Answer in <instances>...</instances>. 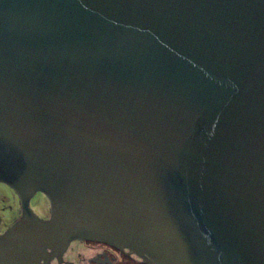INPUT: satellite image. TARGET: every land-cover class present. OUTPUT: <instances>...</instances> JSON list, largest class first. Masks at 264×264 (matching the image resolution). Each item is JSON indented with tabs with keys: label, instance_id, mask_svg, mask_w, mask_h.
<instances>
[{
	"label": "water",
	"instance_id": "obj_1",
	"mask_svg": "<svg viewBox=\"0 0 264 264\" xmlns=\"http://www.w3.org/2000/svg\"><path fill=\"white\" fill-rule=\"evenodd\" d=\"M0 183V264H264V0H0Z\"/></svg>",
	"mask_w": 264,
	"mask_h": 264
},
{
	"label": "flooded vegetation",
	"instance_id": "obj_2",
	"mask_svg": "<svg viewBox=\"0 0 264 264\" xmlns=\"http://www.w3.org/2000/svg\"><path fill=\"white\" fill-rule=\"evenodd\" d=\"M2 184V183H1ZM3 185V184H2ZM8 187V186H7ZM8 195L0 205V235L5 233L22 216V204L18 195L8 187ZM29 207L42 218L49 216L50 205L40 193L35 194ZM50 264H144L142 260L127 249H117L110 245L74 240L59 258H53Z\"/></svg>",
	"mask_w": 264,
	"mask_h": 264
},
{
	"label": "rangeland",
	"instance_id": "obj_3",
	"mask_svg": "<svg viewBox=\"0 0 264 264\" xmlns=\"http://www.w3.org/2000/svg\"><path fill=\"white\" fill-rule=\"evenodd\" d=\"M8 191H10V190H8V187L6 185H4V184L2 185L0 183V205L3 204V197L8 195Z\"/></svg>",
	"mask_w": 264,
	"mask_h": 264
}]
</instances>
